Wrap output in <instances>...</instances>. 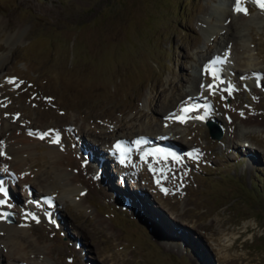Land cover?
<instances>
[{"label":"rangeland","instance_id":"1","mask_svg":"<svg viewBox=\"0 0 264 264\" xmlns=\"http://www.w3.org/2000/svg\"><path fill=\"white\" fill-rule=\"evenodd\" d=\"M242 6L253 10L236 12L235 0H0V117L35 141L26 175L59 191L50 150L86 174L75 200L86 199L83 208L66 198L49 204L23 197L15 172L3 180L0 159L2 221L23 229L3 241L31 245L21 264H264V10L254 0ZM230 21L236 46L225 35ZM213 60L215 80L205 71ZM230 105L261 111L260 128H232ZM169 108L186 122L166 119ZM142 130L180 144L190 136L196 147H172L179 164L146 163L142 152L157 146L137 149ZM117 143L132 149L123 163ZM3 255L0 244L8 264Z\"/></svg>","mask_w":264,"mask_h":264},{"label":"bare ground","instance_id":"2","mask_svg":"<svg viewBox=\"0 0 264 264\" xmlns=\"http://www.w3.org/2000/svg\"><path fill=\"white\" fill-rule=\"evenodd\" d=\"M247 6H249V5H247ZM246 8L249 12L253 10L249 7H246ZM242 20H243L242 17L237 18L238 22H241ZM235 24H236V21H235ZM235 24L232 23V21H230V23L228 24V28L226 30L225 35H227L230 38V41H233L234 45L236 46L235 40H234L236 37V31H235V27H234ZM234 49L236 50L237 48L235 47ZM254 55H255V53H254ZM1 67H2V63L0 64V68ZM251 70H249V71L250 72L257 71L256 69L252 70V71ZM182 74L185 75L184 72ZM219 75H220V73H219ZM254 109L255 108H251L250 112L252 114L248 115V111L246 113L240 112L236 106L230 105L228 108H225L223 110V112H224V115L226 116V118L228 119V124L232 128L234 127L236 129V127H237L236 125L244 126V127H256V126H258L260 128V126H261L260 119H262L261 113H260L261 111H259L258 109H255V110ZM164 113L165 114L168 113L167 116H169L170 114H172V109H170V108L166 109L164 111ZM241 113H243V115ZM26 119H27V117H26ZM13 123L14 122L12 120H4L3 118L0 117V141H2V143L0 145V150L4 153V155H2L3 157L0 156V159L4 160V161L0 160V162L3 161L1 171L4 174L1 175L2 179L3 180L9 179L10 176L13 175L15 172L16 176L19 177L18 181H17V187L20 188L19 190L21 191L22 196L26 197V199L29 198L27 194H30V195L35 196L37 198H40L41 201H43V202L45 201V203L49 198H51L52 202H53L52 198L53 199L56 198L60 202L64 201V199L66 198V199H69V201L71 200V202L74 203V206L76 208H79V209L83 208L82 205H83L84 201H86V199L85 200L84 199L83 200L78 199L77 201H75V200H76V195L82 192V190L79 188L78 185H79V182L85 183L84 180H81V179H84L86 177V174H85V176H83L85 170L82 169L81 166H79V165L76 167L73 159L72 160L70 159L72 156L70 155L71 156L70 157L68 153L65 152L66 154L65 153L62 154V153H59L58 151L50 150L51 157L53 158V163H51V168L54 169V171H56L55 179L59 182V183H57V185L60 187V189H59V191H56V189H55L56 187H54V189L51 187H50L51 189H47V188L44 189L42 183H40V179H38L34 175H33L34 177H32V179H29V177H27L25 167H24V162H28L27 158L29 157L30 152L33 151V149H34L31 146H33L35 144V141L31 142L30 141L31 139H29V137L24 136V134H21V132H22L21 130L19 133H16ZM22 128L27 130L29 127H23L22 126ZM29 129H33V128H29ZM29 129H28V131H29ZM34 129L41 130L39 128H34ZM149 134H152L153 138H158V140H161V141H157V143H153V141L155 142V140H153V138L150 137ZM156 135L158 137H156ZM141 137L146 139V140H148V138L153 140V141L149 140L148 141L149 144H147L146 146L141 145L142 148L143 147L146 148L148 145L149 146L153 145V146H157L159 148H165V149H170V150H172V147H175L178 150H181L183 147L187 150L190 149L191 147H196V146H194V145H196L195 144L196 142L192 141V139H191L192 137H190V136L188 137L187 142L189 141L191 146H187V148H186L185 144L187 142H183V143L181 142L182 144H180V142L177 141V139L170 141V140H168L165 133L158 131V130L154 133L153 132L151 133L149 130H142L139 132V134L138 133H137V135L135 134L136 139H139ZM117 138L120 139L121 137L117 135ZM164 138H167V141H164L163 140ZM228 141H230V140H228ZM141 146L137 149H140ZM94 148L96 150V147H93V149ZM94 151L93 152L91 151L92 155H95V156H92L91 160H92V162L95 161V163H97V162L99 163L98 153L94 152ZM91 152H89V153L91 154ZM175 153H178V152L175 151ZM201 154H202V156H204L203 152H201ZM182 158H184V157H182ZM155 160H157V159H155ZM169 160H171V159H169ZM159 162H160L159 166H162V167H163V164L167 163V162H162V161H159ZM159 162H157V163H159ZM69 164L75 165V168H73V171H70V172L68 171L67 167ZM31 169H33V168H31ZM44 174H46L45 178L48 179L49 173L46 171ZM36 176H37V174H36ZM82 177H84V178H82ZM107 179H109V180L112 179L111 175H109V177L107 175H105L104 180L107 181ZM42 181H43V179L41 180V182ZM105 184H107L106 185L107 186L106 189H107L109 187V183H105ZM146 186H148V188H150V185L147 184ZM26 190L30 191V193H27ZM137 190L140 191L141 188L138 189V187H137ZM101 192H100V196H103L104 192L103 191H101ZM37 194H38V196H37ZM42 197L44 199H42ZM84 197H85V194H84ZM128 203L133 205V209H137L136 207L139 206L134 195L131 197V200H129ZM53 220H55L54 217H53ZM98 222L103 223V221H101V219H98ZM166 224H167V226H170L172 228H174V226H177V225H174L170 221H167ZM158 226H159V224H158ZM9 227L10 226L5 224L2 221V218H0V229L2 231V234H0V242H1L0 244H2V250H4V253H5V255H3L5 257V261L8 262V264H21L22 263L21 261L26 262L24 260L25 259L24 256H26V254H27L26 251L29 250V247L31 245L27 241H24V240L17 241L15 239L18 242L15 244H11V243L7 244L5 241H3V239H4L3 236L5 238L7 237L8 241H9V240L14 239V237H16L20 231L21 232L23 231V229H17V230L12 229L11 230V228H9ZM160 229H161V227H160ZM41 241H42V239H40L39 242H41ZM13 242H15V241H13ZM32 261H35V260L33 259ZM32 261H29V262L31 263ZM29 262L27 261V264H30Z\"/></svg>","mask_w":264,"mask_h":264},{"label":"snow or ice","instance_id":"3","mask_svg":"<svg viewBox=\"0 0 264 264\" xmlns=\"http://www.w3.org/2000/svg\"><path fill=\"white\" fill-rule=\"evenodd\" d=\"M254 2L257 4V6L261 10H264V0H254ZM234 10L236 12H238V13H244L245 15L248 14L247 8L242 6V0H235V9ZM218 62H219L218 60H213L208 65L205 66V71L210 73L212 75V77L214 78V80L215 79H219L217 70L213 67V65L217 64ZM8 82L9 83H15V80L14 79H9ZM16 86L19 87V84H17ZM201 87H204V85H201ZM208 88L209 89H213L214 85H208ZM228 91L230 93L231 89H228ZM192 110H193L192 108L185 107V108L181 109V112L186 114V113H188V112H190ZM241 114L243 115V113H241ZM17 118H18V114H17ZM194 118L195 119H204L203 116H196ZM166 119H169V120L175 119V120H178L180 123H185L186 120H187V116L186 115L176 116L175 114H170L169 117H167ZM28 134L29 135H34V134L38 135L40 139H44L46 136L49 135V133H33L32 131H29ZM52 142L53 143H59L58 134H57L56 138ZM0 143H2V142H0ZM132 143L139 148L141 145L147 144L148 141L141 137V138L133 141ZM115 147H116V149L118 151H121V154H122L121 163H123L124 162V157L126 156V153L130 152L132 149L128 148L127 150H121V144L120 143H117V145ZM0 155H4V153L2 151H0ZM188 155L191 156V153H189ZM149 156L157 158V162H159L160 160H163V161L167 162L168 159L171 158V160L173 162L179 164L181 162V160H182V157L177 155L174 151H171L170 149L159 148V147L149 148V149L144 150L142 152L141 159L147 163L148 162L147 158ZM148 166H149V171H151L153 173H155L157 171V169L154 168L151 163H149ZM159 171L161 173H163L164 169L161 168V169H159ZM156 182H157V184L160 183L159 180H157ZM162 191H164L167 194V189H163L162 188ZM0 194H3L4 197L8 196V190L4 187L3 181H0ZM6 202L7 201L5 199H0V205L5 204ZM46 202L51 204V202H52L51 198H49ZM7 215H8L7 213H2V214H0V218H7ZM32 219L35 220L36 217L33 216ZM37 222H39V221H37ZM50 222L55 223L54 220H50Z\"/></svg>","mask_w":264,"mask_h":264},{"label":"water","instance_id":"4","mask_svg":"<svg viewBox=\"0 0 264 264\" xmlns=\"http://www.w3.org/2000/svg\"><path fill=\"white\" fill-rule=\"evenodd\" d=\"M206 126H207V128H208V132H209V136H210V138L211 139H217V140H219L220 139V134L218 133H216V134H214V133H212L211 132V127H210V124H206Z\"/></svg>","mask_w":264,"mask_h":264}]
</instances>
